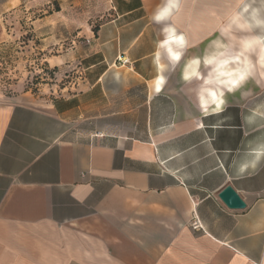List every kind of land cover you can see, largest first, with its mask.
I'll return each mask as SVG.
<instances>
[{"label": "crops", "instance_id": "1", "mask_svg": "<svg viewBox=\"0 0 264 264\" xmlns=\"http://www.w3.org/2000/svg\"><path fill=\"white\" fill-rule=\"evenodd\" d=\"M26 1L0 0V14ZM108 1L75 45L81 91L0 97V264H264V165L233 168L264 128L243 124L238 94L198 118L179 69L158 92L160 0ZM161 161L191 179L162 176ZM227 185L244 208L219 197Z\"/></svg>", "mask_w": 264, "mask_h": 264}, {"label": "clouds", "instance_id": "2", "mask_svg": "<svg viewBox=\"0 0 264 264\" xmlns=\"http://www.w3.org/2000/svg\"><path fill=\"white\" fill-rule=\"evenodd\" d=\"M191 3L192 7L189 0H160L150 16L159 29L152 53L158 92L179 69L182 84L189 86L186 96L195 98L192 106L198 118L223 113L228 98L238 94L243 124L264 128V0H218L205 4L198 14L196 0ZM201 34L203 39H198ZM200 44L203 48L190 54ZM262 165L264 139L250 142L233 162L239 177L256 174ZM161 175L180 182L191 179L165 161Z\"/></svg>", "mask_w": 264, "mask_h": 264}, {"label": "rangeland", "instance_id": "3", "mask_svg": "<svg viewBox=\"0 0 264 264\" xmlns=\"http://www.w3.org/2000/svg\"><path fill=\"white\" fill-rule=\"evenodd\" d=\"M213 2L196 0L194 13ZM13 11L7 21L0 14V97L39 103L81 91L82 53L75 45L109 16L110 2L27 0L13 3Z\"/></svg>", "mask_w": 264, "mask_h": 264}, {"label": "water", "instance_id": "4", "mask_svg": "<svg viewBox=\"0 0 264 264\" xmlns=\"http://www.w3.org/2000/svg\"><path fill=\"white\" fill-rule=\"evenodd\" d=\"M219 197L232 209H241L246 206L245 201L232 185H227L220 193Z\"/></svg>", "mask_w": 264, "mask_h": 264}, {"label": "built area", "instance_id": "5", "mask_svg": "<svg viewBox=\"0 0 264 264\" xmlns=\"http://www.w3.org/2000/svg\"><path fill=\"white\" fill-rule=\"evenodd\" d=\"M118 63H119V64H123V65H125V64L130 63V61H129L128 58H123V57H121V58H119Z\"/></svg>", "mask_w": 264, "mask_h": 264}]
</instances>
